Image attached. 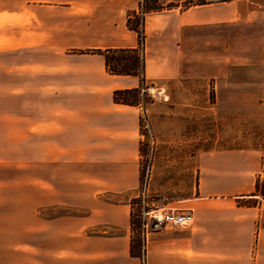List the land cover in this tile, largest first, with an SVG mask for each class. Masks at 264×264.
<instances>
[{
    "label": "crops",
    "instance_id": "crops-1",
    "mask_svg": "<svg viewBox=\"0 0 264 264\" xmlns=\"http://www.w3.org/2000/svg\"><path fill=\"white\" fill-rule=\"evenodd\" d=\"M138 2L0 0V107L24 102L0 113V264H139L129 202L138 197L141 108L112 101L139 78L109 75L100 55L68 52L136 48L125 22ZM212 29L224 44L248 37L264 65V0L213 1L145 15V85L196 75ZM252 160L244 151L200 157L196 189L174 208L191 211L193 224L152 232L146 264H264V229L238 206L254 192ZM15 164L31 175L7 181ZM36 202L72 213L36 220ZM26 235L39 237L37 253Z\"/></svg>",
    "mask_w": 264,
    "mask_h": 264
},
{
    "label": "rangeland",
    "instance_id": "rangeland-1",
    "mask_svg": "<svg viewBox=\"0 0 264 264\" xmlns=\"http://www.w3.org/2000/svg\"><path fill=\"white\" fill-rule=\"evenodd\" d=\"M203 1L210 3L214 0H158L157 3L167 5L174 2L179 6L186 2ZM146 2L149 5L152 1L144 0ZM213 34L214 43L208 41L206 44L204 67L201 47L200 72L196 69L198 73L189 77L155 80L145 85L137 96L138 107L141 108L139 187L138 197L129 202L131 213L139 217L144 205L149 206L145 209L178 208L184 199L192 196L198 185L200 157L226 151H244L253 156L247 174L257 183V191L250 194L251 198L240 201L238 206L253 212L256 227L264 229L263 61L254 51V44L247 41L246 35L247 38L237 37L236 43L224 44L221 30L208 31V36ZM87 51L71 49L68 52L89 54ZM1 104L0 113H19L24 102L20 98ZM6 141L9 143L10 140ZM18 155L21 156V153ZM4 156L5 160L13 158L10 152ZM21 168L13 165L5 172V179H27L31 173L23 172ZM130 196L108 195L106 198L109 202L117 203ZM27 203L26 226H29ZM34 208L36 220L39 217L49 220L72 213L63 208L40 210L37 202ZM79 213L83 214L84 211L80 210ZM111 233L117 232L109 231ZM130 238L134 246L140 249L141 255L142 237L137 225L133 232L130 230ZM30 240L34 241H31L33 245ZM38 240L37 235H26V249L31 248L37 253ZM255 248L252 255L256 253Z\"/></svg>",
    "mask_w": 264,
    "mask_h": 264
},
{
    "label": "trees",
    "instance_id": "trees-1",
    "mask_svg": "<svg viewBox=\"0 0 264 264\" xmlns=\"http://www.w3.org/2000/svg\"><path fill=\"white\" fill-rule=\"evenodd\" d=\"M152 1L149 5L147 2H143V7L140 13L137 11H131L127 13L126 16V28L129 31H132L137 36V47L128 48V49H104V50H89L86 53L96 54L102 56L104 60V66L106 72L109 75L114 76H135L139 78L140 85L138 88L129 89V90H117L112 94V101L115 104L128 105V106H138L137 96L141 94V91L145 89V80H144V18L146 14L152 12H159L162 10H169L173 8L187 9L195 5H204L207 2H186L183 5H177L174 2H170L167 5L158 4V0ZM139 8V6H138ZM264 70V66H263ZM263 174H264V165H263ZM255 192L257 191V183L254 185ZM140 229V219L138 215L131 213L130 215V230L133 232L134 226ZM140 249L137 246H134V242L131 239L130 243V254L132 256L139 255Z\"/></svg>",
    "mask_w": 264,
    "mask_h": 264
},
{
    "label": "built area",
    "instance_id": "built-area-1",
    "mask_svg": "<svg viewBox=\"0 0 264 264\" xmlns=\"http://www.w3.org/2000/svg\"><path fill=\"white\" fill-rule=\"evenodd\" d=\"M137 13L141 12L144 0H138ZM220 2H228L234 0H214ZM149 208L148 205H144L139 212L140 219V235L142 237V252L138 256L139 264H146V256L144 254L146 239L148 234L165 229H177L188 228L193 224V216L191 211H178L176 209H145Z\"/></svg>",
    "mask_w": 264,
    "mask_h": 264
}]
</instances>
